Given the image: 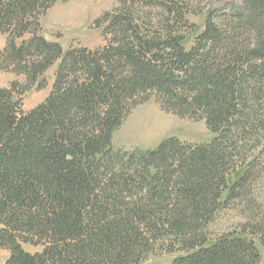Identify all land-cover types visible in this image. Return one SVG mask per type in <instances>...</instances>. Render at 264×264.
Here are the masks:
<instances>
[{"label":"trees","instance_id":"trees-1","mask_svg":"<svg viewBox=\"0 0 264 264\" xmlns=\"http://www.w3.org/2000/svg\"><path fill=\"white\" fill-rule=\"evenodd\" d=\"M57 1L0 0V32L9 34L0 69L26 76L0 86V251H9L1 264H138L159 220L186 237L221 197L228 155L221 126L235 133L260 118L248 111L249 100L264 99V0L235 6L228 35L208 16L190 49L171 24L155 29L150 21L147 31L125 0L106 14L107 46L67 51L40 23ZM58 60L50 95L24 110L29 90L47 85L45 72ZM155 91L179 114L202 109L216 134L211 144L196 151L167 137L152 149H115L114 132ZM133 162L140 176L122 172ZM135 181L147 194L132 203L124 194ZM204 238H184L190 251L172 264H261L255 240L240 232Z\"/></svg>","mask_w":264,"mask_h":264},{"label":"rangeland","instance_id":"rangeland-1","mask_svg":"<svg viewBox=\"0 0 264 264\" xmlns=\"http://www.w3.org/2000/svg\"><path fill=\"white\" fill-rule=\"evenodd\" d=\"M243 1L141 0L134 4L132 0H128V3L133 5L139 22L144 21L141 24L147 26V31L150 29V21L155 24V29L171 24L176 34L189 37L185 45L190 49L205 30L208 16L222 28L229 29L228 35L234 25V8ZM124 2L125 0H59L40 16V23L44 34L51 39H58L66 51L71 48L98 50L107 46L113 35L111 30L106 35L103 33V28L107 25V12L115 11ZM169 10H172V14ZM32 35L29 31L16 36L17 44L27 41ZM8 37V33L0 32V54L7 45ZM255 37L256 34H250L249 40L254 42ZM59 64L60 60L45 72L47 85L44 88L34 86L29 90L24 100V110L37 107L50 95ZM13 80L26 82V76L0 69V86H7ZM167 99L155 91L148 100L133 108L114 132V148L125 151L152 149L167 137H176L196 151L211 144L216 134L207 122L206 113L202 109H196L190 114H179L171 108ZM252 100L249 101L253 108L248 112L253 110L260 118L249 120L251 123L248 127L235 133L229 131V124L221 126V136L224 137L225 147H228V155L224 168L225 183L216 205L211 207L208 215H200L202 218L195 224L197 227L193 229L194 233L190 231V235L186 237L176 233L175 229L163 228L159 220L153 227L154 230L146 234L150 238V251L139 252L138 264H172L176 256L190 251L184 238L196 234L203 235L205 240L216 239L232 232H240L243 236L254 239L261 254L260 263L264 264V99L258 98L256 106ZM229 136L234 138H228ZM178 152L181 155L185 149L181 148ZM122 166L125 174L140 176L144 170L136 162L124 163ZM118 169L121 171L120 167ZM134 183L135 189L124 194L127 201L132 203L147 194L144 189L141 195L137 181ZM160 209L150 207L153 215L165 217ZM144 230L147 231L146 228ZM24 247L31 252L43 249L42 245L26 243ZM8 255L7 249L0 251V264Z\"/></svg>","mask_w":264,"mask_h":264}]
</instances>
